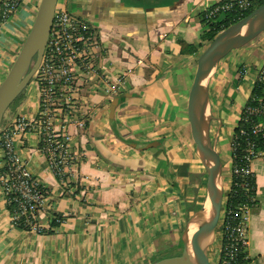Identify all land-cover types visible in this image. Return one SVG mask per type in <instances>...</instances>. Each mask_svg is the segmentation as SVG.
<instances>
[{"label": "crops", "instance_id": "1", "mask_svg": "<svg viewBox=\"0 0 264 264\" xmlns=\"http://www.w3.org/2000/svg\"><path fill=\"white\" fill-rule=\"evenodd\" d=\"M233 1L149 0L147 8L136 0L57 1L94 27L97 64L124 89L113 118L103 85L86 86L79 95L80 113L69 133L80 163L70 187L50 172L35 134L17 143L20 159L46 191L37 222L51 234L17 229L0 186V264H152L181 255L208 187L187 115L197 60L210 44L201 40L209 28L202 19L209 7ZM40 2L24 0L0 25V84ZM179 41L193 45L195 54H183ZM263 65L264 32L228 52L209 73L205 119L222 165L223 202L232 183L234 131ZM37 104L35 88H27L3 124L16 115L34 119ZM250 172L256 204L247 215L246 255L264 264V153Z\"/></svg>", "mask_w": 264, "mask_h": 264}, {"label": "built area", "instance_id": "2", "mask_svg": "<svg viewBox=\"0 0 264 264\" xmlns=\"http://www.w3.org/2000/svg\"><path fill=\"white\" fill-rule=\"evenodd\" d=\"M23 2L2 0L0 25L9 21ZM248 7L247 0L222 2L209 7L202 21L206 26L213 25L218 23L224 13L243 11ZM98 48L99 40L94 27L64 7L56 6L39 68L31 80L38 97L36 117L29 120L16 115L9 123L2 122L0 126V186L7 205H15L14 212L10 214L17 229L38 234L46 232L37 222L46 191L20 159L17 143L25 136L35 134L39 139V151L44 155L50 172L62 186L70 187L73 184L71 177L80 163L78 153L72 148V136L69 133V127L76 125L80 113L79 95L84 87L98 84L104 86L107 96L112 100L123 92L121 79H109L105 69L98 66ZM255 83L264 85V65ZM244 114L245 122L252 115L264 116V98L257 107L247 106ZM262 130L264 123H257L252 133ZM235 147L233 145V150ZM259 154L250 142L247 143L244 166L242 169L234 168L232 175L241 181L253 178L250 164ZM237 185L245 191L249 189L247 183ZM249 209L239 206L226 211L224 202L220 238L214 247V264H252L246 255Z\"/></svg>", "mask_w": 264, "mask_h": 264}, {"label": "water", "instance_id": "3", "mask_svg": "<svg viewBox=\"0 0 264 264\" xmlns=\"http://www.w3.org/2000/svg\"><path fill=\"white\" fill-rule=\"evenodd\" d=\"M58 0H41L32 28L4 81L0 84V126L11 105L28 88L39 68L53 22ZM264 32V5L256 8L246 18L221 31L197 60V68L191 85L187 115L190 133L203 167L208 175V187L204 203L197 214L198 227L183 238L180 256L159 260L152 264H212L208 252L220 238L221 219L224 210L221 162L215 153L207 133L205 110L207 82L212 67L228 52L238 49ZM119 103L116 98L110 105L113 118ZM209 211V221L201 217Z\"/></svg>", "mask_w": 264, "mask_h": 264}, {"label": "trees", "instance_id": "4", "mask_svg": "<svg viewBox=\"0 0 264 264\" xmlns=\"http://www.w3.org/2000/svg\"><path fill=\"white\" fill-rule=\"evenodd\" d=\"M249 7L246 10L238 12H226L222 16V20H219L218 23L209 25V28L201 36V40L206 42H211L221 31L227 29L233 24H236L240 20L246 18L250 15L256 8L264 5V0H247ZM221 16V17H222ZM181 46V52L186 55L195 54L196 48L193 45H188L183 41H179ZM23 94L16 99V101L11 105L13 107L21 99ZM264 98V85H256L251 98L248 102V107L254 108L257 107L259 102ZM10 107V108H11ZM245 117L244 112L242 113L241 120L234 131L233 145L236 146L232 151V161H233V170L234 168L242 169L244 166V157L246 155V146L247 143L253 145L254 151L259 153H264V130L252 133L253 126L257 123H264L263 115H252L249 116V121L245 122L243 118ZM242 182L248 184V190L245 191L240 185ZM255 180L254 178H247L245 181H241L240 178H237L235 175H232V184L229 192L226 195L225 201V210L235 209L239 206H247L252 208L255 206ZM8 211L13 213L15 210V205L8 204ZM51 226L57 227L58 224L55 222L51 223ZM51 234V232H45ZM162 260H154L153 263Z\"/></svg>", "mask_w": 264, "mask_h": 264}, {"label": "rangeland", "instance_id": "5", "mask_svg": "<svg viewBox=\"0 0 264 264\" xmlns=\"http://www.w3.org/2000/svg\"><path fill=\"white\" fill-rule=\"evenodd\" d=\"M136 3L139 6H142V7L144 6L145 8H147L148 5H149V0H138V1L136 0ZM30 87H32V82L29 84L28 88H30ZM204 200H203V203H204ZM203 203H202V205H203ZM213 256H214V248L213 249H210L209 252H208V260L212 264H214V258H213Z\"/></svg>", "mask_w": 264, "mask_h": 264}, {"label": "bare ground", "instance_id": "6", "mask_svg": "<svg viewBox=\"0 0 264 264\" xmlns=\"http://www.w3.org/2000/svg\"><path fill=\"white\" fill-rule=\"evenodd\" d=\"M202 116L204 117L205 116V110L202 111ZM209 211L206 210V212L203 214V216L201 217V222L203 223H207L209 221Z\"/></svg>", "mask_w": 264, "mask_h": 264}]
</instances>
